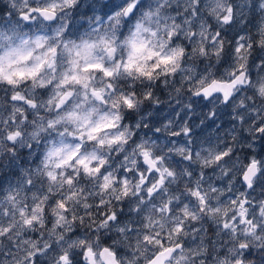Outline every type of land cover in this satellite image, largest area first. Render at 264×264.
<instances>
[{
    "label": "clouds",
    "instance_id": "clouds-1",
    "mask_svg": "<svg viewBox=\"0 0 264 264\" xmlns=\"http://www.w3.org/2000/svg\"><path fill=\"white\" fill-rule=\"evenodd\" d=\"M0 264H264V0H0Z\"/></svg>",
    "mask_w": 264,
    "mask_h": 264
}]
</instances>
